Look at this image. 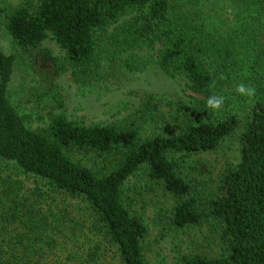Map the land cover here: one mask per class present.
<instances>
[{"label":"trees","instance_id":"trees-1","mask_svg":"<svg viewBox=\"0 0 264 264\" xmlns=\"http://www.w3.org/2000/svg\"><path fill=\"white\" fill-rule=\"evenodd\" d=\"M0 23L15 50L0 43V264H149L136 197L153 189L170 200L167 226L210 225L222 243L177 264H264V0H22ZM147 51L191 100L164 115L149 94L126 124L66 112L65 73L95 86L117 65L145 66ZM18 70L44 123L12 101ZM239 85L251 116L238 162L218 181L188 176L187 157L218 152L240 127Z\"/></svg>","mask_w":264,"mask_h":264},{"label":"rangeland","instance_id":"rangeland-1","mask_svg":"<svg viewBox=\"0 0 264 264\" xmlns=\"http://www.w3.org/2000/svg\"><path fill=\"white\" fill-rule=\"evenodd\" d=\"M22 0H0V20L7 5H16ZM0 43L8 53H14L12 39L0 23ZM44 45L51 49L55 56L64 61L65 51L50 37ZM140 58L146 61L145 66L135 70H125L117 65L114 78L110 81L99 83L95 86H80L75 83L70 71L61 78L63 93L65 95L66 112L75 119L90 122H117L126 124L135 117L136 111L145 104L149 94H156L161 101L160 109L164 115L169 113V107L178 100H191L193 93L188 87L187 80L183 77L171 78L164 74L157 63L154 62L152 53L141 52ZM20 68L18 63V69ZM119 68V69H118ZM21 70H18L16 82L12 93V101L22 112L31 113L34 125L44 123V106L38 105L34 98L27 97L20 91L22 84ZM33 82L30 77L25 84ZM34 83V82H33ZM35 86L36 84L29 85ZM242 87V85H239ZM244 91L235 89V94H240L238 113L242 123L237 132L228 137L215 153L192 155L185 159L184 172L190 177H200L218 181L222 171L227 165L238 162L240 157L239 137L244 131L250 118L249 89ZM25 98V99H24ZM171 110V109H170ZM144 189V187L139 186ZM141 197L137 198V211L145 219L149 234L146 240L147 258L149 264H177L181 254L201 252L211 257L217 256L222 251V243L218 233L210 226L190 230H175L166 224L167 208L170 200L166 198L161 189L149 192L140 191Z\"/></svg>","mask_w":264,"mask_h":264},{"label":"clouds","instance_id":"clouds-1","mask_svg":"<svg viewBox=\"0 0 264 264\" xmlns=\"http://www.w3.org/2000/svg\"><path fill=\"white\" fill-rule=\"evenodd\" d=\"M239 90H240L241 92H243V91H244V88L241 87ZM210 104H212L213 107H217L218 104H219V101H217L216 103H212V101H210Z\"/></svg>","mask_w":264,"mask_h":264}]
</instances>
